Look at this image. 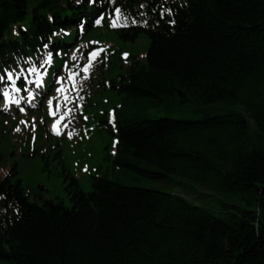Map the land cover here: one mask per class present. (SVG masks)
I'll return each mask as SVG.
<instances>
[{
  "label": "trees",
  "instance_id": "1",
  "mask_svg": "<svg viewBox=\"0 0 264 264\" xmlns=\"http://www.w3.org/2000/svg\"><path fill=\"white\" fill-rule=\"evenodd\" d=\"M29 1L0 0V72L67 51L80 23L115 6L135 22L118 35L150 44L144 64L109 79L126 100L100 118L112 173L92 175L89 192L69 176L70 206L31 201L16 166L1 178L0 262L264 264V0H39L25 27ZM203 189L228 199L210 210L178 192Z\"/></svg>",
  "mask_w": 264,
  "mask_h": 264
},
{
  "label": "rangeland",
  "instance_id": "2",
  "mask_svg": "<svg viewBox=\"0 0 264 264\" xmlns=\"http://www.w3.org/2000/svg\"><path fill=\"white\" fill-rule=\"evenodd\" d=\"M38 2L39 0L29 1V15L27 20L22 22L25 27L30 21L32 8ZM120 21L122 20L119 19L118 23ZM109 23L110 16H106L104 25L90 29L80 39L81 46H88L95 41L107 49L99 69H97L98 59L102 53L90 56L85 68L78 66L85 59L82 55V48H80L73 52L71 50L62 51L60 55L53 56L50 67L39 69L42 76L35 68L10 71L15 80L21 77L24 81V100L28 113L21 115L13 111L7 115L3 99H0V152L4 155L0 168V180L10 172L13 166H16L18 172L15 178L21 179L22 187L31 201L41 202V199L36 197L40 192L44 198L63 201L70 206L71 199L66 189L70 181L69 176L75 178L79 186L89 192L92 189V175L113 171V159L116 156L115 145L106 132V124L100 123V118L103 114H107L109 120H113V109L116 107L125 109L126 100L123 99L124 96L118 95L116 90L108 87L109 79L117 77L120 72H125L135 59L144 64L150 41L146 33L141 34L136 41L123 40ZM125 23L133 22L125 21ZM19 34L20 24L17 23L7 31L6 37L14 39L19 37ZM115 52L120 53L118 56H107ZM124 53L130 55L129 59L125 58ZM74 55L75 59H73ZM65 61H67V66L63 65ZM75 69L81 72L84 70L77 76L76 83L72 85L78 88V93L73 95L75 103L73 105L72 101V104L61 107L60 111L70 116H68L67 124L62 125L59 135H54L49 131L53 119L51 120L48 116L47 106L57 103L61 85L55 84L53 88L50 86L57 70H60L59 75L66 80L68 73ZM0 75L3 74L0 73ZM103 76V81L106 83L105 88L99 84ZM42 78L44 81L43 95L39 90ZM64 85H67L66 81ZM8 86L4 77V80L0 82V96ZM67 92L72 93L73 90L67 88ZM41 98L43 101L38 104ZM35 105L38 107L35 108ZM72 105L75 108L71 109ZM126 113L134 116L130 110H126ZM146 114L159 115H154L152 112ZM22 121H26L27 124ZM69 132H72L71 137L68 135ZM147 185L153 186L152 184ZM40 186L45 189H40ZM165 189L169 190L166 187ZM178 192L191 202L203 205L210 210L219 208L218 197L228 199L227 196L207 189H203L204 193L198 198L180 190ZM213 197L214 200H212ZM0 264L7 263L0 262Z\"/></svg>",
  "mask_w": 264,
  "mask_h": 264
},
{
  "label": "snow or ice",
  "instance_id": "3",
  "mask_svg": "<svg viewBox=\"0 0 264 264\" xmlns=\"http://www.w3.org/2000/svg\"><path fill=\"white\" fill-rule=\"evenodd\" d=\"M80 2H81V0H77V3H78V4H79ZM87 2H88L90 5H94V4H97V3H98V0H87ZM108 3H109V4H113V3H114V0H108ZM141 7H143V5H141ZM113 11L115 12V14H116L117 16H119V15H120V12H121V9H120L119 6H115L114 9H113ZM167 12H168V14L170 15L171 12H172V9H171V8H168V9H167ZM163 16H164V12H161V19H163ZM102 19H103V14L101 15L100 18L95 19V20L93 21V24H94V25H99V24L102 22ZM168 22H169V24H175V19H170ZM157 23H159V21H157ZM112 24L115 26V24H116V20H113V21H112ZM79 28H80L81 31H83V29H84V23H83V22L79 24ZM25 31H26V29H25ZM93 43H98V42L93 41ZM44 47H45V48H48V44H44ZM95 54H96V53H94V52H90V53H89L90 56H94ZM123 55L126 57L128 54H127V53H124ZM51 59H52V54L49 53V56H48V60H47V62L50 63V62H51ZM73 59H75V55L73 56ZM86 70H87V69H86ZM5 72H6L7 76H8V78H11L12 73H11L10 71H8V69H5ZM58 79H59V77H58ZM3 80H4V76H3V75H0V82H2ZM16 90H17V91H20V89H16ZM59 90H60V91H63V89H59ZM41 94H42V93H41ZM34 98H35V96L33 95V99H34ZM29 102H31V101H29ZM49 102H50V101H49ZM22 123L27 124L26 121H22ZM17 130H19V129H17ZM57 134L59 135V132H58V131H57ZM68 135H69V137H71V136H72V132H69ZM85 171H87V169H85Z\"/></svg>",
  "mask_w": 264,
  "mask_h": 264
}]
</instances>
